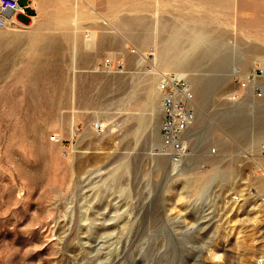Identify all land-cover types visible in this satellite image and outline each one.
<instances>
[{
	"label": "rangeland",
	"instance_id": "obj_1",
	"mask_svg": "<svg viewBox=\"0 0 264 264\" xmlns=\"http://www.w3.org/2000/svg\"><path fill=\"white\" fill-rule=\"evenodd\" d=\"M34 4L0 23V264H260L264 0Z\"/></svg>",
	"mask_w": 264,
	"mask_h": 264
},
{
	"label": "built area",
	"instance_id": "obj_2",
	"mask_svg": "<svg viewBox=\"0 0 264 264\" xmlns=\"http://www.w3.org/2000/svg\"><path fill=\"white\" fill-rule=\"evenodd\" d=\"M30 9L35 10L34 0H31L27 5H21L20 0H0V23L8 22L12 26L25 28L27 24L21 22L18 18L19 16H25L29 20H32L35 13H32ZM160 89L165 96V116L162 129L163 140L167 146L178 153L183 148L175 139V136L184 132L190 121L191 113L187 109L185 101L177 100L174 95L177 94L178 90L183 89L181 92L184 100L191 101L193 96L186 91V84L183 80L172 82V86H170L167 80H164L160 84ZM258 262L262 264L264 259H259Z\"/></svg>",
	"mask_w": 264,
	"mask_h": 264
},
{
	"label": "bare ground",
	"instance_id": "obj_3",
	"mask_svg": "<svg viewBox=\"0 0 264 264\" xmlns=\"http://www.w3.org/2000/svg\"><path fill=\"white\" fill-rule=\"evenodd\" d=\"M4 28V26H3ZM176 68H180V66H176ZM156 75V74H155ZM254 77L250 79L247 78V81L251 84L252 82H254V80L256 79L257 75L256 74H253ZM155 81V80H154ZM255 83V82H254ZM156 86V85H155ZM162 93V94H161ZM261 96V94H259ZM160 97L162 98V111L164 113V101H165V96H164V93L162 92V90L160 89V86L157 87V89H151L150 90V100H151V103L153 101V104L155 106V102L157 103V101H159L158 99H160ZM152 105V104H151ZM155 108V107H154ZM153 110V109H152ZM162 126H164V123L162 124ZM193 136V132L192 131H189L187 134H186V139L187 140H190ZM184 151V149L181 151V152H178L177 154H181L182 152ZM180 156V155H179Z\"/></svg>",
	"mask_w": 264,
	"mask_h": 264
},
{
	"label": "crops",
	"instance_id": "obj_4",
	"mask_svg": "<svg viewBox=\"0 0 264 264\" xmlns=\"http://www.w3.org/2000/svg\"><path fill=\"white\" fill-rule=\"evenodd\" d=\"M30 11L32 13H36L37 8L35 7L34 11L32 9H30ZM25 24H27V23H25ZM0 32H1V29H0ZM55 41H62V39H56ZM4 46L6 47V49L8 48V40L6 38H4V36H2L1 33H0V48L3 49Z\"/></svg>",
	"mask_w": 264,
	"mask_h": 264
}]
</instances>
